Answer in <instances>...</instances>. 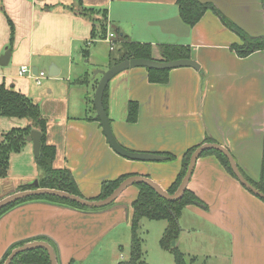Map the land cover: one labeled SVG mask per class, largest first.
<instances>
[{
    "label": "crops",
    "instance_id": "0c3cea01",
    "mask_svg": "<svg viewBox=\"0 0 264 264\" xmlns=\"http://www.w3.org/2000/svg\"><path fill=\"white\" fill-rule=\"evenodd\" d=\"M201 1L214 3L250 35H264V0ZM83 8L96 9L98 13L93 16L96 19L106 12V35L92 37L94 23L79 13ZM0 12L17 14L16 21H12L17 24L18 36L9 63L14 49L24 45L28 49L27 61L36 64L34 54H42L40 57H46L51 66L54 65L55 76L63 70L56 62L57 54H69L83 41L82 51L89 55L88 47L111 32L115 48L125 41L152 43L156 60L161 59L159 44L189 46L191 59L200 65L199 70L194 67L171 69L166 83L151 82L147 68H131L119 73L107 86L106 111L120 144L133 151L168 156L162 161L132 160L110 146L93 103L95 85L101 78L99 74H94L90 84L84 85L85 113L71 114L69 107V111L57 119H51V114L43 110L40 102L16 84L6 85L5 80L0 81L40 106L47 120L46 142L56 149L54 167L71 170L84 198L94 199L100 194L104 181L124 175L149 177L168 191L182 169L185 153L204 143H218L228 148L243 175L259 182L264 152V50L240 57L232 47L242 43L240 37L226 27L213 10H207L194 26L181 18L177 0H0ZM24 12L30 14L24 18ZM18 18L21 22H17ZM7 19L11 23L8 15ZM8 23L4 26L6 37L3 35L1 40L0 57L10 49L7 46ZM115 48L110 47V52ZM112 57L110 53L104 70L113 66ZM32 70L34 73L40 71L35 65ZM79 77L75 82L83 76ZM130 101L139 104L135 122L127 119ZM4 119L6 116H0V121ZM7 119L9 131L31 125L26 118ZM4 133L6 131L0 130V143ZM209 139L211 142L206 141ZM20 155L26 164L35 157L31 141L27 140L20 153H11L9 171L13 168L14 157ZM17 174L19 182L7 180L6 188L0 189V200L16 192L19 185L39 180L31 170ZM8 177L9 174L3 179ZM138 184L126 188L116 200L118 204L127 205L126 208L93 211L29 201L10 209L0 217V259L12 245L24 240L50 243L59 264L71 261L74 264L86 258L122 212L131 208L140 192ZM188 189L205 205L184 207L179 218L182 222L180 235L193 233L201 240L207 234V239L214 242L195 241L189 253L192 264L200 257L214 255L216 260L212 264H264L262 198L243 186L214 154L199 157ZM39 236L46 238H36ZM52 242L57 244V249ZM199 247L207 248L195 249ZM218 250L220 254L217 255Z\"/></svg>",
    "mask_w": 264,
    "mask_h": 264
},
{
    "label": "trees",
    "instance_id": "16d2710c",
    "mask_svg": "<svg viewBox=\"0 0 264 264\" xmlns=\"http://www.w3.org/2000/svg\"><path fill=\"white\" fill-rule=\"evenodd\" d=\"M177 5L179 7L181 18L191 26L196 25L202 19L207 10H213L220 17L223 24L236 32L240 37L242 43L234 44L232 46L240 57H247L256 51L264 50V35H250L240 26L234 23L231 19L225 16L214 3L202 2L201 0H177ZM79 13L83 16L89 17L94 23L92 37L95 38L98 34L106 35V12L103 11V20L93 18L94 14L98 13L96 9L83 8L82 10H79ZM158 48L161 55V59L159 60L161 61L191 59V48L189 46L159 44ZM119 49L121 51V54L116 59L114 57L111 58V65L122 61L125 56H129V58L155 59L153 57L152 43L125 41L119 45ZM147 70L148 78L151 82H168L170 69L159 70L148 68ZM90 81L91 80L89 77L83 76L76 82L81 85H89ZM96 87L97 85H95V88ZM107 88L103 97V104L105 109L107 108ZM138 115L139 104L137 102L130 101V103L128 104V121H137ZM0 116L26 118L30 121L31 124L26 126L25 128H14L3 134L4 139L0 143V178H6L9 174L11 153L21 151L23 146L27 143V137L29 136L31 130L33 128H37L42 132L40 155L36 158L38 167L42 171V175L39 178L38 183L21 184L17 187V191L37 187H46L64 190L83 197L71 170L68 168L54 167L56 149L54 146L48 145L46 142L47 120L43 117L42 111L38 104H36L26 95L16 91L14 88L7 87L4 83H0ZM206 141L211 142L210 139ZM199 146L200 145H196L190 148L185 153L182 169L175 182L168 189L170 193H174L178 189L188 169L190 157ZM208 154H214L218 156L223 165L230 171L233 176H235L228 158L222 152L215 149H208L205 150L201 156ZM172 157L173 156L171 155L170 158ZM127 177L129 176L124 175L115 180L104 181L102 183L100 194L94 199H103L108 197ZM248 181H250L256 188L264 192V152L262 159L261 178L259 182L256 183L251 181L250 179H248ZM138 186L140 188V192L131 203L132 214L130 222L132 237L130 245V257L128 260L121 262V264H148L144 255V251L142 249L141 239L139 236L140 222L143 218L167 221V226L160 240L161 246L164 250L169 251L174 255L176 264H188L187 260L185 259V254L179 249L176 244H172V242L174 240H177L182 231V228L179 224V218L184 207H186L188 204H199L204 206V202L192 190L188 188L180 199L172 201L161 197L152 187L145 183H139ZM29 201H46L49 203L71 206L81 210L93 211H104L110 209L114 204L117 203L115 201L113 204L106 207L88 208L76 202L56 196H32L23 200H19L1 209L0 217L10 209ZM36 238L45 239L46 237L39 236ZM27 241L28 240L19 241L12 245L7 250L5 255L0 259V264H3L5 262L14 248L22 246ZM52 244L54 245V247H56V249L58 248L55 242H52ZM11 264H51V261L46 249L35 248L20 253L13 259ZM70 264H73V262L71 261Z\"/></svg>",
    "mask_w": 264,
    "mask_h": 264
},
{
    "label": "rangeland",
    "instance_id": "374dc122",
    "mask_svg": "<svg viewBox=\"0 0 264 264\" xmlns=\"http://www.w3.org/2000/svg\"><path fill=\"white\" fill-rule=\"evenodd\" d=\"M6 14L9 16L11 23L7 19ZM6 14L0 12V46L3 35L6 37L4 26L9 22L8 24L10 25V28L9 35L7 36V46H9L11 50L13 49L12 46L16 45V38L18 36L16 35L17 24L12 21V19H15L16 21L17 14L15 12H6ZM27 14H30V12H24V18ZM103 19L104 16L101 15L100 20ZM19 21L21 22L18 18L17 22ZM95 41L96 42L91 44L87 49L89 55H85L82 51V48H85V43L83 41L80 42L79 47L74 48L69 54H57V56H55L56 62L60 64L58 67L63 69L57 76L49 75L51 62L49 63V60L46 57H40L42 54L35 53L34 59L37 63L32 64L26 59L28 49H25L24 45H21L19 49L16 47L12 52L14 56L10 63L6 66L0 65V81L2 82L5 80L6 85L7 83L16 84L17 88H20L23 92L25 91L27 95L40 102L43 110L51 114V119L60 118L61 115L69 111V107L71 114L83 115L85 113L84 103L86 87L76 83L75 80L79 76L92 78L96 70H104L107 68L110 53H112L113 57L121 54L119 45L115 50L110 52L111 42L108 37L97 38ZM23 64H26L29 69L35 65L40 71L45 72V76L41 80V85H37L31 71L20 75L19 70ZM95 65H100L101 67ZM63 98H68V100H66L68 101V104ZM4 120L5 121H0V130L7 132L10 129V121H8L9 119H7V117ZM21 151L15 153H20ZM12 169L9 171L8 179L4 180L3 178H0V189L3 187L6 188L8 181L19 182L20 178L17 173L31 170L37 174L38 178L42 175V171L39 169L35 157H31L27 164L23 155H20L18 158L14 157ZM131 213V208L128 209V212H122V215L114 221L112 227L104 233L100 242H98L93 250L89 252L87 257L75 261L74 264H121L122 261L129 259L132 237L131 222H129V220L131 221ZM180 222L181 220L179 219V224L182 228V222ZM166 226V220L143 218L140 222L139 236L148 264H176L174 255L171 252L164 250L160 243ZM209 235L210 233L208 232V238ZM198 236L199 235L197 234L185 232L183 235H180L177 240L173 241L185 254V259L188 264H192L189 253L191 252V249H193L192 245L195 241H197L196 243H214L211 239H207V234L206 237H203L201 240H198ZM224 243L225 242L222 241V245ZM203 248L207 247H199L195 249L201 251ZM210 250L214 252L212 248H210ZM216 253L218 255L220 254V251L218 250ZM219 259H223L224 261V258L222 257H218V260ZM215 260V255L212 256V258L207 257L205 259L200 257L198 260H195L194 264H212Z\"/></svg>",
    "mask_w": 264,
    "mask_h": 264
},
{
    "label": "water",
    "instance_id": "95a60500",
    "mask_svg": "<svg viewBox=\"0 0 264 264\" xmlns=\"http://www.w3.org/2000/svg\"><path fill=\"white\" fill-rule=\"evenodd\" d=\"M11 57V50L7 49L6 52L0 57V65L5 66L9 63ZM54 66V65H53ZM50 67L49 75L55 76L56 72L54 70V67ZM136 67H144L149 69H174L179 67H194L196 69H200V65L192 59H178V60H169V61H161L156 59H143V58H129V56H125L124 59L113 66H111L107 70L98 69L95 71L96 75H101V78L99 79V82L97 84L95 93H94V107L96 110V117L100 120V123L102 125L104 134L110 144V146L121 156L132 159V160H138V161H162L167 160L168 156L156 154V153H147V152H137L130 150L126 147H124L118 139L116 138L111 121L109 118V115L104 107L103 104V97L105 90L107 86L109 85L110 81L117 76L119 73ZM41 137L42 132L38 129H33L30 133V135L27 137L28 141H31L33 143V152L34 156L38 157L40 155L41 150ZM208 149H215L220 152H222L229 160L230 166L232 168V171L234 172L236 178L239 180V182L245 186L248 190L259 196L260 198L264 199V192L256 188L241 172L234 156L230 152L228 148L225 146L218 144V143H204L201 144L191 155L188 169L178 187V189L174 193H169L167 190H165L160 184L155 182L149 177L146 176H139V175H133L125 178L118 187L106 198L103 199H87L72 193H69L64 190L54 189V188H46V187H37L32 189H26V190H20L16 191L0 200V210L9 206L10 204H13L19 200H23L32 196H41V195H51L56 196L60 198H64L73 202H76L78 204H81L82 206L88 207V208H101L106 207L111 204H113L120 194L129 186L138 184V183H145L152 187L161 197L168 199V200H178L180 199L186 189L188 188V183L192 177V174L194 172V168L196 166V162L199 159V157L202 155V153L205 150ZM38 183V182H35ZM124 206L125 208L127 205L122 204H114L112 208H119ZM175 244V242H173ZM35 248H44L48 251L51 264H59L58 257L55 252V249L53 246L45 241L37 240V241H31L27 242L22 246L16 247L12 250L10 255L7 257L5 262L3 264H11L13 259L19 255L22 252L35 249Z\"/></svg>",
    "mask_w": 264,
    "mask_h": 264
},
{
    "label": "built area",
    "instance_id": "2783aa9c",
    "mask_svg": "<svg viewBox=\"0 0 264 264\" xmlns=\"http://www.w3.org/2000/svg\"><path fill=\"white\" fill-rule=\"evenodd\" d=\"M113 37H114V34L112 32L108 34V38L110 39V42H111V49L115 48V41L112 39ZM28 71H31V74H32L33 78L35 79L36 83L41 84V80L45 76V72L44 71H38L37 73H34L32 68L29 69L28 66H22L20 69V74L23 75V74L27 73Z\"/></svg>",
    "mask_w": 264,
    "mask_h": 264
}]
</instances>
